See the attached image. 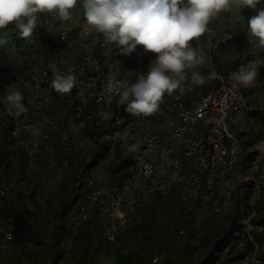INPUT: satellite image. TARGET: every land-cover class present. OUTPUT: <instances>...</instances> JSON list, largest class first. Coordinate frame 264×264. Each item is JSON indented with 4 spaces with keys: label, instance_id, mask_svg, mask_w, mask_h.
<instances>
[{
    "label": "built area",
    "instance_id": "2783aa9c",
    "mask_svg": "<svg viewBox=\"0 0 264 264\" xmlns=\"http://www.w3.org/2000/svg\"><path fill=\"white\" fill-rule=\"evenodd\" d=\"M258 7L264 8V0ZM40 20L36 45L23 39L30 48L24 65L0 73V131L9 120L3 143L21 161L22 174L42 171L56 152L58 135L71 134L72 125L81 133L98 131V157L115 144L135 153L126 175L117 181H109L104 173L79 170L75 230L95 218L101 236L118 246V234L139 221L149 202L176 219L177 236H184L186 223L198 215L223 219L231 214L237 228L223 249L237 248V264H264L258 238L264 239V154L255 148L264 140V65L253 87H233L229 78L249 61L264 64L253 42L245 41L240 32L208 24V31L191 43L207 54L208 62L198 71L210 78L202 86L186 81L183 94H165L159 110L143 117L118 104V93L147 73L155 54L137 46L130 55L113 49L106 57L103 36L85 32L84 16L74 29L48 14H41ZM52 66L76 76L77 85L64 99L50 86ZM10 85L25 95L28 111L19 117L8 115L2 102ZM102 111L109 114L107 119L99 115ZM256 126L262 131L245 147L246 132ZM12 188L0 184V253L13 241L1 212ZM72 236L64 247L67 258ZM153 258L160 263L157 255Z\"/></svg>",
    "mask_w": 264,
    "mask_h": 264
},
{
    "label": "clouds",
    "instance_id": "9594fccd",
    "mask_svg": "<svg viewBox=\"0 0 264 264\" xmlns=\"http://www.w3.org/2000/svg\"><path fill=\"white\" fill-rule=\"evenodd\" d=\"M78 3L83 9L85 32L103 36L106 57H111L113 49H118L120 55H130L137 46L155 54L147 73L138 75L135 83L118 93V104H126V111L136 116H152L165 94L185 92L186 81L194 86L207 82L210 77L198 69L208 62V56L191 42L203 36L209 22L222 12L233 8L254 11L247 19L249 43L255 40L264 48V8L258 7L261 0H0V30L14 25L19 36L29 40L41 23V14L68 22ZM262 65L249 61L230 73L233 87L255 86ZM51 70V88L61 95L70 94L77 85L76 76L55 66ZM24 101L25 95L10 85L2 102L8 115L19 117L28 111ZM99 115L105 119L109 116L104 111ZM72 127L77 129L76 125ZM255 148L264 154V140Z\"/></svg>",
    "mask_w": 264,
    "mask_h": 264
},
{
    "label": "rangeland",
    "instance_id": "374dc122",
    "mask_svg": "<svg viewBox=\"0 0 264 264\" xmlns=\"http://www.w3.org/2000/svg\"><path fill=\"white\" fill-rule=\"evenodd\" d=\"M83 9L78 3L77 7L72 10V20L68 21L74 25L80 21ZM238 16L234 11L222 12L218 17L213 18L209 24L217 28L224 26H236L240 23ZM210 24V25H211ZM19 35L18 29L14 25H9L6 29L0 30V73L6 74L9 67H22L25 57H29L30 48H26L23 55L22 45H17L14 40ZM28 51V53H26ZM73 153L80 162L93 160L94 164L86 168L85 172L94 173L96 171L107 174L110 165L116 162L117 154L126 152V147L115 144L111 150L106 152L103 157L96 155L98 149L95 140L87 133H81L74 129L71 132ZM254 137V135L252 136ZM249 146V145H248ZM53 159L49 164H44L42 171L30 176H25L21 172V163L17 159H13L11 166L13 172L5 175V183L12 184L11 195L15 198L18 206L28 214L30 221L40 223L42 226V234L40 239L49 242L52 233L49 228V218L59 207L57 193L62 189V178L66 171L65 162ZM70 167V166H69ZM9 171V170H8ZM69 184V182L67 183ZM40 187L37 192L36 188ZM44 201L41 205L40 199ZM74 206L67 205L66 209V228L61 236L63 247L69 242L71 235H74L75 221ZM154 205L151 202L146 204L141 211L144 215V223L137 227L136 233L126 232L120 239H117L118 245L122 248L138 250L146 253L151 259L157 255L162 264V259L168 256L172 259V264H190L204 257L210 242L219 235V227H223L226 220L223 218H201L197 216L188 221L185 225L186 234L177 236L173 234L176 229V222L167 210L157 212V216L153 215ZM219 225V226H218ZM95 225H89V236L87 238L78 237L71 242L69 258L66 257V264L74 263L80 258L89 257L90 263L93 264H116L114 249L116 245H111L109 249L104 245H99L102 238L96 230H91ZM91 230V231H90ZM198 233V234H196ZM47 248L44 244L29 241L23 242L17 239L8 246L7 250L0 253V264H33L34 261L40 260L46 253ZM238 254L235 247L223 249L218 255V260L214 264H222L223 259H230L227 264H237L234 257ZM88 259V258H87Z\"/></svg>",
    "mask_w": 264,
    "mask_h": 264
},
{
    "label": "trees",
    "instance_id": "16d2710c",
    "mask_svg": "<svg viewBox=\"0 0 264 264\" xmlns=\"http://www.w3.org/2000/svg\"><path fill=\"white\" fill-rule=\"evenodd\" d=\"M254 11L252 10H245V18L246 20L248 17L252 15ZM255 14V12H254ZM83 16V14H82ZM81 16V17H82ZM59 22L61 21L57 18ZM65 25L72 27L73 29L76 27V25L70 23V22H64ZM37 36L35 35V32L31 38L30 44L36 45L37 43ZM14 42L17 45H25L23 43V38L17 35L15 37ZM26 48L23 47V55L25 54ZM35 51L39 53V48L35 46ZM28 53V51L26 52ZM27 57H25L24 61H26ZM56 96L60 99H64V96L56 93ZM4 128L0 131V184H7L5 183L4 177L5 175H9L13 172V166H11V162L13 159H16L12 157V154L5 149L3 139L7 135V130L9 129V120H6L4 122ZM262 131V128L259 127H252L250 128L246 133H248V141L245 142V147H247L252 140L257 136L258 133ZM92 139H97L100 135L98 131L95 130H89L87 133ZM254 135V137H252ZM72 135L71 134H59L57 139V145H56V152L53 156H50L47 160V164L51 163L53 159H58L65 162L66 171L64 173V177L62 178V189H60L57 193V199L59 201V207L57 210L54 211L53 215L49 218L50 224L49 228L52 233V238L49 242H45L43 239H40V236L42 234V226L40 223H35L33 221H30L28 214L24 211L25 205L23 206V209L16 204V197H13L10 193V197L8 198V201L5 206L2 207V218L4 220V224L8 226V228L13 232V239H17L23 242H29L33 239H36L37 242L42 243L46 246L47 251L45 255L38 261H34L33 264H66V256L64 253V247L61 242V236L64 232V229L66 228V209L67 205L73 200V198L76 196V186L75 182L77 181L79 175H80V169H86L92 166L94 164L93 160H87L86 162H80L77 159V156L73 153V143H72ZM135 153V151H131L128 148L126 149V152L123 154H117L116 156V162L110 165L107 169V178L109 181H117L123 178L126 175L125 169L126 166L132 161V156ZM19 160V159H17ZM20 161V160H19ZM21 163V161H20ZM70 166V167H69ZM9 170V171H8ZM98 172V171H97ZM102 173V172H98ZM69 182V184H67ZM158 210H153V215L157 216ZM75 214H73L74 216ZM201 218L203 219L202 215ZM198 216V217H199ZM144 215L140 216L139 221L135 222L134 226L130 227L126 231L121 232L118 234L117 239H120L122 235H124L126 232H132L136 233L137 227L144 223ZM226 220V223L223 227H219V235L213 239L210 244L208 245V248L206 250V253L204 257L197 260L194 263L190 264H214L218 260V256L215 254V252H218L222 250L226 245L229 244V238L233 237V233L235 232L237 225L233 221V217L231 214H229L227 217H224ZM75 221V216H74ZM57 222H60V226L56 228ZM176 222V219H175ZM95 225L91 230H96L99 233V236L102 238L99 245H104L105 248L109 249L111 246V243H109L106 239H104L101 236V231L99 227L97 226V221L95 218L91 219L86 225L81 228H77L75 234L73 235V239H77L78 237H84L87 238L89 236V225ZM219 226V225H218ZM90 230V231H91ZM93 230V231H94ZM260 240V243L262 246H264V239L258 237ZM249 247H246L248 249ZM121 245L116 246L114 249L115 253V259L116 264H155V258L148 257L146 253L138 251V250H131L126 249L125 252L121 251ZM237 257V255H236ZM234 257V258H236ZM88 258V259H87ZM89 257L80 258V260H75L74 263L69 264H93L90 263ZM230 262V259H223L222 264H227ZM20 264V263H18ZM162 264H172V259L168 256H165L162 259Z\"/></svg>",
    "mask_w": 264,
    "mask_h": 264
},
{
    "label": "crops",
    "instance_id": "0c3cea01",
    "mask_svg": "<svg viewBox=\"0 0 264 264\" xmlns=\"http://www.w3.org/2000/svg\"><path fill=\"white\" fill-rule=\"evenodd\" d=\"M245 10H247V8L245 9H242V10H236L235 8H233L232 10L230 11H227V12H232L234 11L238 16V21H240V23L236 26H233V25H230V26H224L223 28H217L216 26L211 25L216 28L217 30H225V29H229V30H234L236 32H240V35L241 37L245 40V41H249L250 39V36H249V33H248V30H247V20H246V16H245ZM252 15H254V12L252 13ZM62 24L65 25L64 22H62ZM253 45L255 47V49L258 51L259 55L264 58V48H261L258 44L257 41L253 40ZM261 80H262V84H264V74H262L261 76ZM74 214H75V211H74Z\"/></svg>",
    "mask_w": 264,
    "mask_h": 264
},
{
    "label": "water",
    "instance_id": "95a60500",
    "mask_svg": "<svg viewBox=\"0 0 264 264\" xmlns=\"http://www.w3.org/2000/svg\"><path fill=\"white\" fill-rule=\"evenodd\" d=\"M76 197L70 202V204H69V206L71 207L73 204H74V202L76 201Z\"/></svg>",
    "mask_w": 264,
    "mask_h": 264
}]
</instances>
